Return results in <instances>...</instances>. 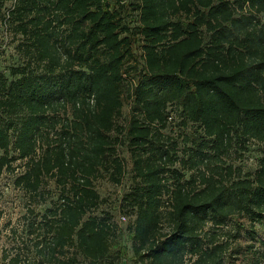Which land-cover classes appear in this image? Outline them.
Wrapping results in <instances>:
<instances>
[{
    "label": "trees",
    "instance_id": "16d2710c",
    "mask_svg": "<svg viewBox=\"0 0 264 264\" xmlns=\"http://www.w3.org/2000/svg\"><path fill=\"white\" fill-rule=\"evenodd\" d=\"M0 24L17 56L0 69V176L18 161L30 202L57 192L28 225L31 264H118L95 182L121 183L119 146L136 264L242 251L228 222L264 224V0H0ZM251 145L253 171L226 163ZM250 254L264 263V247Z\"/></svg>",
    "mask_w": 264,
    "mask_h": 264
},
{
    "label": "rangeland",
    "instance_id": "374dc122",
    "mask_svg": "<svg viewBox=\"0 0 264 264\" xmlns=\"http://www.w3.org/2000/svg\"><path fill=\"white\" fill-rule=\"evenodd\" d=\"M129 1V0H126ZM15 42L11 39L10 34L4 33L0 24V69L4 70L9 65L16 62V53L14 51ZM139 56V50L135 51ZM128 106L125 103L122 116L118 123H123L127 115ZM188 132V130H187ZM256 145H251L246 151H231L229 156L224 159L226 163H232L233 166L240 168L243 173L251 172L256 168V158L258 153ZM118 153L125 165V173L119 185L110 183L106 178L99 179L95 182V188L99 192L104 202L95 212L97 215L108 214L111 221L116 226L117 239L111 253L120 254L118 264H136L131 248L130 235L128 233L129 220H122L124 215L120 211L119 200L121 196L128 190L130 186V159L126 149L122 146L118 147ZM16 168L13 172H4L0 176V264H2V255H9L14 251L21 253L29 259L25 264H31L35 253L30 246V237L27 233L28 225H38L41 215L47 207L56 200L57 192L53 188L52 182L49 183L48 190L42 192L41 197L32 198L25 194L22 190L16 188L13 184L15 175L21 171L19 162L13 164ZM188 175V174H187ZM29 209H33L29 211ZM236 221V222H235ZM234 223H242L243 228L240 229L237 244L242 247V251L237 254H229L226 258V264H247L250 263L254 250L264 247V224L253 225L252 228L245 219H237L228 222L225 230H231ZM253 230V232H249ZM251 247V248H250ZM234 251V246L233 250ZM84 264V263H82ZM264 264V263H263Z\"/></svg>",
    "mask_w": 264,
    "mask_h": 264
},
{
    "label": "built area",
    "instance_id": "2783aa9c",
    "mask_svg": "<svg viewBox=\"0 0 264 264\" xmlns=\"http://www.w3.org/2000/svg\"><path fill=\"white\" fill-rule=\"evenodd\" d=\"M122 220H126L124 216L121 217Z\"/></svg>",
    "mask_w": 264,
    "mask_h": 264
}]
</instances>
